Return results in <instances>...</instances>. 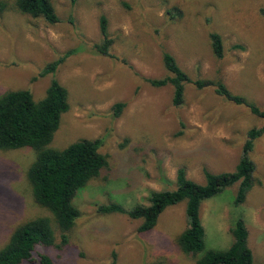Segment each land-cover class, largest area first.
I'll list each match as a JSON object with an SVG mask.
<instances>
[{
	"label": "rangeland",
	"instance_id": "obj_1",
	"mask_svg": "<svg viewBox=\"0 0 264 264\" xmlns=\"http://www.w3.org/2000/svg\"><path fill=\"white\" fill-rule=\"evenodd\" d=\"M0 14V96L28 90L44 98L52 79L68 94L49 148L101 139L107 167L75 199L79 217L60 244L38 246L52 264H195L207 250H226L230 230L241 218L253 264H264V134L254 141V185L235 206L237 184L200 207L204 251L186 255L177 246L186 228L185 202L167 207L155 226L139 232L140 219L126 213L102 214L99 206L125 210L148 205L150 192L172 190L178 169L198 184L203 171L233 172L248 130L263 120L217 96L213 88L187 83L180 107L172 105L171 85L150 79L169 73L162 54H171L192 80L221 81L228 90L264 110V0H51L59 22L50 25L13 8ZM107 20L109 55L98 54L99 18ZM221 37L223 56H214L209 34ZM73 51L54 74L45 66ZM123 104L114 115L115 104ZM30 148L0 151V249L13 230L36 218H51L32 198L27 170ZM23 264H40L39 261Z\"/></svg>",
	"mask_w": 264,
	"mask_h": 264
},
{
	"label": "trees",
	"instance_id": "obj_2",
	"mask_svg": "<svg viewBox=\"0 0 264 264\" xmlns=\"http://www.w3.org/2000/svg\"><path fill=\"white\" fill-rule=\"evenodd\" d=\"M76 1L70 0L71 4ZM9 8L7 1L0 0V14ZM13 8L34 18L41 17L50 25L59 22L51 0H14ZM99 30L102 42L95 45L94 50L108 56L112 41L108 37L107 20L104 16L99 18ZM209 41L214 56L222 58L221 37L211 33ZM72 53L73 51H69L48 64L39 75L54 74L58 66ZM162 63L169 76L164 79H150L148 82L154 87L171 85L174 107L183 104L185 84L191 83L197 89L213 88L214 93L224 101L245 107L252 115L264 121V110L244 97L232 94L221 81H192L167 52L162 54ZM122 108L123 104H115L114 115L117 116ZM68 110L67 91L56 79L50 81L44 98L39 101H34L28 90L9 91L0 96V151L30 148L35 152V160L27 170V180L33 200L51 216L36 217L17 226L0 249V264H23L32 261L52 264L45 255L35 259L36 247L55 244L54 227L60 233V244L67 243L66 234L80 214L73 200L90 181L99 178L107 167V160L99 151L101 139L79 140L61 150L49 148L59 127L61 115ZM263 134L264 122L260 127L248 130L233 172L212 174L204 170L205 183L201 185L188 179L184 169H178L174 188L150 192L148 205H137L125 210L121 205L113 203L99 206L97 210L102 214L126 213L131 219H140L138 231L147 232L155 226L159 215L167 207L185 202L186 228L178 236L176 243L186 255L202 253L205 248V233L200 220L201 204L235 184L237 191L234 205L239 206L245 201L247 193L254 185L255 166L250 154L254 141ZM230 233L233 241L228 249L204 251L195 264H253L252 252L247 244L248 232L241 218L233 223Z\"/></svg>",
	"mask_w": 264,
	"mask_h": 264
}]
</instances>
